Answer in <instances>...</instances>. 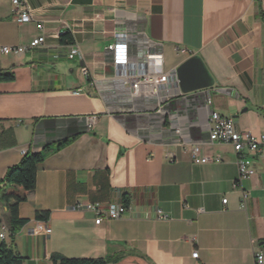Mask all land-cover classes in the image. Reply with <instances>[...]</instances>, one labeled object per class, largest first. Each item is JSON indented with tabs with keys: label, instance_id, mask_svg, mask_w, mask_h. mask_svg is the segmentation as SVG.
Returning a JSON list of instances; mask_svg holds the SVG:
<instances>
[{
	"label": "crops",
	"instance_id": "obj_1",
	"mask_svg": "<svg viewBox=\"0 0 264 264\" xmlns=\"http://www.w3.org/2000/svg\"><path fill=\"white\" fill-rule=\"evenodd\" d=\"M26 3L33 20L18 23L10 0H0V47L45 36L23 55L0 53V70L15 77L0 83V181L27 150L45 156L34 191L18 205L28 223L12 245L23 264H52V254L118 260L111 264H255L264 249V147L249 153L254 175L233 188L235 154L208 134L212 112L255 138L264 131V0ZM117 35L128 39L136 64L150 48L161 53V64L146 67L151 73H169L198 56L213 87L151 95L140 86L131 96L116 74L137 67L116 71L106 50ZM74 45L83 61L65 57ZM65 140L71 141L56 151ZM196 144L201 156L219 162L192 163L189 147ZM124 193L129 206L119 219L96 225L83 208L122 204ZM36 212H48V221H35ZM0 221L9 243L1 204ZM37 224L50 234H33Z\"/></svg>",
	"mask_w": 264,
	"mask_h": 264
},
{
	"label": "built area",
	"instance_id": "obj_2",
	"mask_svg": "<svg viewBox=\"0 0 264 264\" xmlns=\"http://www.w3.org/2000/svg\"><path fill=\"white\" fill-rule=\"evenodd\" d=\"M12 7L14 8V16L18 23H30L33 20L31 10L28 7L26 0H10ZM42 28L40 27V30ZM45 42V36L41 35L33 39L26 46H14V47H0V53L4 55L14 54L17 56L23 55L25 52L41 47ZM129 41L125 35H117L114 41L107 46L106 50L112 55V66L116 71L118 69L137 67L135 70L128 73H121L117 75L120 78L122 86L128 85L130 88L131 96L136 93L140 86L147 87L151 95H158L167 90L175 91L178 95H182L179 90L178 79L175 70L169 73H151L147 70L149 62L161 64L162 56L155 48H150L148 52L143 53V58L140 64L132 62L130 57ZM68 60H72L78 57L80 61H83V56L79 48L74 45L69 47L65 54ZM80 71L82 75L88 77V70L85 66H81ZM96 117L89 118V122L93 123ZM208 139L211 143H220L230 145L235 154V164L237 168V180L233 184V188L238 186V182L241 180L250 179L254 175L252 160L249 153H259L264 147V131L259 138L253 137L247 132L236 130L233 121L230 118L219 115L212 112L209 117V134ZM189 156L194 164H206L209 162L217 163V158H207L201 156V147L199 145H192L189 147ZM241 208H245L247 195L241 194ZM227 200H222V204H226ZM80 208V206H77ZM87 211H91L96 216L95 224L99 223L103 219L116 220L119 219L128 211V207L123 204H110L103 210L99 203L87 204L83 207ZM156 217L158 219H166L167 216L161 211H156ZM0 240L4 239V229H1ZM33 234H50V230L43 224H37L32 228ZM192 258H197V253L192 254ZM255 264H264V249L258 250L254 254Z\"/></svg>",
	"mask_w": 264,
	"mask_h": 264
},
{
	"label": "trees",
	"instance_id": "obj_3",
	"mask_svg": "<svg viewBox=\"0 0 264 264\" xmlns=\"http://www.w3.org/2000/svg\"><path fill=\"white\" fill-rule=\"evenodd\" d=\"M264 22V13H261ZM68 35L60 37V41L68 39ZM14 75L8 71L0 70V83H9L14 80ZM71 140L59 142L55 146L58 151L67 145ZM44 154L42 152H34L31 149L24 152L20 161L9 167L0 181V204L4 207L9 218V238L10 242L6 243L4 239L0 240V264H23L24 260L13 249L12 241L14 235L28 223V220L20 219L18 217V205L25 202L29 194H31L36 185V171L37 168L44 161ZM121 203L129 206L128 194L124 193L121 196ZM49 219L48 212H36L34 220L37 222H47ZM1 225V221H0ZM118 260L109 259H87V258H65L58 254L50 256L52 264H111Z\"/></svg>",
	"mask_w": 264,
	"mask_h": 264
},
{
	"label": "water",
	"instance_id": "obj_4",
	"mask_svg": "<svg viewBox=\"0 0 264 264\" xmlns=\"http://www.w3.org/2000/svg\"><path fill=\"white\" fill-rule=\"evenodd\" d=\"M175 73L182 95L210 90L214 84L210 73L198 56L188 58L175 69Z\"/></svg>",
	"mask_w": 264,
	"mask_h": 264
}]
</instances>
